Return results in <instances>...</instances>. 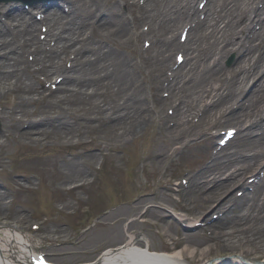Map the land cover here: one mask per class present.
<instances>
[{
  "label": "rangeland",
  "instance_id": "374dc122",
  "mask_svg": "<svg viewBox=\"0 0 264 264\" xmlns=\"http://www.w3.org/2000/svg\"><path fill=\"white\" fill-rule=\"evenodd\" d=\"M196 2L197 0H194V5ZM95 5L96 7L105 6L104 8H109V10L106 12L107 18H105L106 21L103 24L105 28L98 22L97 30L88 37L90 46L94 48V52L90 56L91 59L95 58L96 63L99 60V67L102 68L112 62L108 70L110 77H116L115 75L119 74L122 69L121 66L116 64V59L124 57L123 62L128 64L126 79H129L127 88L129 98L138 101L134 102L127 111L134 113L135 118H139L143 113L147 114L148 112L152 116L151 118L147 116L148 118L145 119L143 127L133 130L132 134L113 137L112 134L116 135L122 130V123L126 115L123 110L124 106H122V92L111 83V80H108V77L102 74L100 81L94 84L93 88L79 87V85H73V82L65 81L56 91L51 92L50 88L43 86L38 81L37 76L34 77L28 71V74L20 71L24 81L29 79L32 80L33 85L35 82L39 86L35 89L32 88L34 90L22 93L21 88L18 89L17 86L13 87L11 85L7 90L0 93V104H3L1 113L5 116L1 117L0 115V160L4 164H8L10 168L6 173L0 171V191H5V194L0 197V222L14 223L25 231H29L32 222H38L40 232L36 239L40 243V248L51 253V258H56L60 263L72 264L76 261L89 260L103 248L111 246L113 242L107 239L104 240L103 237L110 231L106 230L107 227L114 226L120 220L117 216L118 210L123 206L133 207L137 200H141L148 193L150 198L153 199L152 203H157L163 207L161 209L165 208L167 211L162 214L157 210L150 213V210L146 209V205H149L150 201L145 200L137 208H134L133 212L124 216V223H129L132 218L136 220L138 222L136 227L138 234L141 235L144 241H149L156 250L183 248L185 251L183 258L186 264H232L234 257L241 261H243L241 258L244 257L247 261L254 262L253 264H261L260 260L264 258V252L262 254L254 252V249L250 250L249 245L254 246V243L256 244L261 236L264 237V203L257 204L260 207L254 214V218L251 219L252 223L248 231L240 228L239 221L242 215L249 216L252 212L244 208L240 210L241 204L238 208H234L236 212L238 210L237 218L239 220L231 223V226L226 230L224 229L222 234L224 236L226 234L227 236L230 234L236 235L238 249L223 248L221 246V242L224 240L223 236L218 238L212 226L210 227L212 233L206 232V230H194L193 228L187 229L188 232L184 234L185 237L177 233L180 231V222H183V220L179 219L178 221L172 216H178V214L184 212L182 218L191 221L196 218H207L211 212L218 210L216 207L201 210L192 207L187 208V205L189 206L195 200L193 195L196 197L198 195L196 192L205 188L203 186L200 189L197 187V184L201 183L200 179L212 174L222 164L225 172H230L238 162L256 149L260 137L241 130L235 139L223 149L224 151L219 159L208 164L200 172L201 165L204 167L202 162L209 155L215 139L209 131L213 128L211 123H202L201 130L203 128L205 130L201 134L197 131L203 116L200 115L199 110L204 104L200 101V104L194 106L196 109L193 108L196 111L193 110L189 115V126L193 128L190 136L181 138L180 141L171 144L177 135L178 128L176 117L169 113L168 108L172 105L169 101L173 98L175 100H190L193 88L190 85H185L179 93L172 95L169 92V95L165 96L168 98L167 101L155 100V96H159L162 90L156 73L162 72L163 68H167L173 62L175 47L169 50L171 58L168 64H158L157 61L154 63L155 57L152 56H157V60V58L166 56L167 50L163 51L162 46L154 40L153 46L146 51V55L152 57L147 59L149 61V64H147L143 56L139 54L141 37L129 35L134 32L135 29L133 28L146 22L151 31L156 33L160 31L166 36H170L174 29L170 30L169 27H164L163 24H166V19L162 17V12L157 13L161 9L164 10V8L173 11L177 6L175 0H163L154 6H152L153 4L149 5L147 2L146 8H139V19L135 14L138 6L135 5L134 0H97ZM150 6L157 12L151 19L147 15ZM92 8L90 15L85 17L82 26L83 31L86 30L92 17L94 20L99 21L96 18L97 14L94 13L95 7ZM105 9L102 8L103 11ZM170 13L173 14L174 12ZM134 15L135 19H133ZM179 23L177 24L176 38ZM6 27L5 22L0 25L1 29H6ZM242 32H244V29H242ZM154 37L156 38L155 35ZM233 39L237 40L238 36ZM18 42L21 41L18 40ZM208 45L213 46L211 38L202 44L201 51L199 49L200 60L211 55L207 49ZM60 46L61 44L58 45V47ZM231 47L233 45H228V48ZM66 49L62 53V57H64L63 60L61 59L62 63L65 62L66 56L71 53V48ZM255 53L257 51L250 55ZM241 54L238 49L237 52L230 51L226 56H222L221 64L225 69V72L222 73L224 75L228 74V78L233 75L232 71L227 69H233ZM39 56L36 57V62L41 65ZM21 63L24 66V63ZM22 65L18 64V67ZM187 68L188 64L184 62L179 72H185ZM40 73L44 74L45 72L42 70ZM91 73L96 72L89 70L88 74ZM55 74H52L51 79L54 78ZM93 76L96 78V75ZM152 79L159 81L158 86ZM11 80L12 83L16 84L15 78ZM84 91H93L98 98L109 101L108 107L93 108L89 105L85 106L84 102L88 98L84 102L71 104L60 98L61 93L65 92L72 97L78 95L82 99L85 97ZM21 93L26 97L37 96V100L35 102L30 101L27 104L29 114L24 115L25 117L20 115L21 120L14 119L15 122L9 123L7 122V118L9 119L8 105H12ZM114 97L118 98V102H115ZM260 101L255 104L258 105ZM223 105H225L224 102ZM42 106L50 109L52 111L50 114L57 111L66 114L65 116H67L69 122L74 125L72 129L74 134L72 136H69L70 134L60 136L56 140L44 134H25L24 132L29 126L24 128L22 123L31 119L32 116L37 118L36 114ZM171 107L174 108L173 105ZM111 108L114 109L113 117L110 118L106 116V113ZM198 111L199 113L196 114ZM77 112L83 114V118H79L75 123L72 117ZM85 114L88 115L87 118H85ZM91 115L95 116V119L90 123L88 120ZM97 115L99 117L96 118ZM219 116L220 113L217 118ZM28 117L29 119H24ZM222 123L220 122V124ZM46 125H49V123ZM14 128L23 130L18 139L12 137L13 133L7 137L8 131H12ZM175 129L177 132H175ZM54 133L56 134L58 131ZM106 136L110 138V141L105 138ZM163 142L171 146L161 152L159 148ZM179 150L181 152L179 157L176 156L172 159L171 157ZM76 151L83 155L88 152H95V156H92L86 162L87 167L85 169L88 173L84 172L83 175L77 178L65 170V168L68 169L69 163L78 161L82 157L75 153ZM158 153H165L163 154L165 156L159 162L156 160ZM228 155L229 158H227ZM101 160L104 161L102 164ZM101 165L103 168L98 169ZM184 172L194 173L195 177L191 178L192 183L188 187L177 186L174 181L178 180V177L183 175ZM249 173L251 171H247L244 177H247ZM13 174H20L19 178L12 179ZM240 188L241 185L234 184L227 193L228 196L224 203L229 199L231 200L232 197L235 198L236 192ZM158 191L169 193L172 199L167 198L156 202L157 197H155V194ZM247 200L250 203V199L247 197L242 198L243 202ZM175 205L177 208H174ZM144 211L143 215L142 212ZM241 212L242 215L240 216ZM163 214L167 216L163 217ZM226 215H229L228 212ZM171 217L175 222V228L174 231L168 233L164 218ZM120 226H122V222ZM81 232L82 234L78 236ZM187 234H191L195 238H201L202 241L200 243L188 241ZM249 237L251 240L247 242Z\"/></svg>",
  "mask_w": 264,
  "mask_h": 264
},
{
  "label": "bare ground",
  "instance_id": "6f19581e",
  "mask_svg": "<svg viewBox=\"0 0 264 264\" xmlns=\"http://www.w3.org/2000/svg\"><path fill=\"white\" fill-rule=\"evenodd\" d=\"M96 1L97 0H77V2L72 6L73 13H71L70 19L66 22L61 20L62 13L57 9V7L53 6L50 8L48 7L47 3L45 18H47L50 25L55 30L54 35H56L57 37L56 40L58 41V44H61L60 47L65 49L72 47V51L76 50L79 52L80 69H77L76 74H72L68 73L67 69L60 64L58 59L61 56L60 54L63 50L62 48L58 51H54V55H50L47 60H42V62L44 63L48 71H51V73L59 72L63 74V81H69L70 83L73 82V85H79V87L84 86L93 88V85L97 84L100 81L102 74L103 76L108 77V80H111V83L115 85L119 91L122 92V106H124L123 110L124 114L126 115V117L123 116L124 121L122 123V130L118 134L112 135L113 137H118L119 135L123 134L128 136L132 134L133 130L142 128L145 119L148 118L147 116L151 118L152 114L150 112H148L147 114L143 113L139 118H135L134 113H130L127 111L134 102L138 101L131 100V98H129V94L127 91L129 79H126L128 73V64L123 62L124 57L116 59V64L122 67L120 73L115 75L116 77H110V73L108 70L111 67L110 64H112V62L102 68L99 67V60L96 63V59H91L90 57L94 52V48L88 45L86 38L80 33L81 25L84 23L85 17L87 15H90V13L92 12V7H95L94 13H97L98 8L95 5ZM160 1L163 0H150V3L154 4ZM193 1L194 0H175V3L186 4V7L190 9ZM255 2L256 0H208L206 4L207 21L209 23L208 26H206V23L203 22L204 20H199L194 28L191 27L192 29L189 31L187 41L186 43H184V48L187 50L188 54V61L186 62L188 64V68L185 72L180 73V78L178 79V81L176 80V82L170 83V89L172 88V95L175 93H179L181 87L178 82H180L181 79H186V84L190 85L193 88V91L191 90L193 94L190 100H175V98L171 100V103L175 106L174 116H176V125L178 128V132L175 129L177 135L174 137V140H172L171 144L173 142L180 141L181 138H188L190 136V134L192 133L191 130H193V128L192 126H189V115L194 109H196L194 108V106L196 104H200V101L205 105V112L202 113L203 116L197 128L198 133L201 134L205 130L203 127V129L201 130V126L203 124L211 123L213 125L218 123L219 119L217 120V115L219 113L220 115L226 113L230 116H233L235 114L232 110L229 109L230 106L228 104V101L231 98L236 100L240 95H242L247 87L251 86V89L253 90L252 95L255 96L256 91V96L258 95V98H262L264 96L262 95L264 94V72H261L264 67V43L262 48H259L257 46V50L260 51V53L256 55H248V51H250L251 49L254 50L256 46V44L252 45L251 43L253 41L252 37L255 36L256 38H258V35L261 33V31H264V16L261 15L263 11L259 7H255ZM36 5L42 6L43 0H39ZM254 9L257 12L262 11L261 14L256 13V16L252 17L250 12L254 11ZM165 11L166 12L163 14V17L164 19H166V24H163V26L169 27L170 30H173L175 28L176 23L179 22V18L187 19L188 14L180 6H176L173 11H171V9ZM169 12L174 13L169 17L167 21ZM10 17L14 19V22L16 23V28L10 29V34H12V36L9 37V33L8 35H6L7 32L5 30H0V93L7 90L11 85L13 87L17 86L18 89L21 88L22 91H20L24 93L28 90H34L35 87L39 86V84L34 82L33 85L31 83L32 80L30 81L29 79L24 81L21 72L18 70V64L20 63L19 60H21L22 58L20 57V55H15V53L22 50V48L19 46L16 49H11V51L15 52H11L9 54V57H5L4 55L5 51L9 48H15L17 40H21L25 47H29L30 45L41 47V43L38 41V38L35 35L34 25L37 22V19L27 17L25 16V13H22L21 11L10 13ZM148 17L150 19L154 17V12L149 13L148 11ZM256 17L258 18L257 21H260L261 23V29L255 30L253 28H250L252 35L249 38H245L248 39L249 42V49H247L248 53H245V56L238 60V62L232 69V78H228V74H223L225 72V69H223V64H221V58L222 56L227 54L228 45H233V50L239 49V44L242 45L241 37L243 36V32L242 34H240L241 29L244 27L249 28L252 21H254ZM105 18H107V16L101 18L102 25L106 21ZM23 20H26L25 23H23ZM74 29H76V31H74ZM236 36H238V39H233ZM210 38L213 46L208 45L207 49L210 51L211 55L207 58H204L203 60H200V48H202V44ZM159 40L163 51L166 49L171 50V48L178 45V41L174 37V34H171L170 37L167 36V38L162 36ZM170 57L171 54L169 52L167 56H162L156 61L158 64H164L169 61ZM89 70H93L96 73L88 74ZM25 72L27 73V71L24 70V73ZM93 75H96V78L93 77ZM12 78H15L16 84L12 83ZM155 84H157V82H155ZM254 84L257 87H254ZM22 93L12 105H8L7 112L9 119L7 117L6 118L7 122L9 123L13 122L14 119L21 120L19 118L20 115L24 116L29 114L27 104L30 101L35 102L37 100V96L26 97L23 96ZM83 93L85 97L82 99H80L78 95H76V97H72L65 92L61 93L60 98L65 100L68 104L76 102L81 103L88 98L84 102L85 106L89 105L93 108L108 107L109 101L98 98L97 96H95V93L93 91H84ZM157 99L162 102L165 101V99L161 98V96H158ZM244 99L240 101L241 104L244 103ZM223 102L225 103V105H223ZM255 103L256 100H254V97H250L248 109L246 108L243 111L242 115L240 113L237 117L233 118L234 120L232 121H234L238 126L246 128H250L254 124H256L259 121V118L264 115V97L259 106H257ZM0 106H3V104H0ZM111 109L106 113V116L110 118L113 117L112 113L114 108ZM50 112H52L50 109H46V107L42 106L36 114V116L38 117H31L28 123L29 128L25 130L24 133H34L37 135L44 134L45 136L51 137L53 140H56L58 137L68 134H70L69 136H72L74 134L72 131L74 125L69 122L67 116H65L66 114L59 111L54 114H50ZM87 116L88 115L85 114V118H87ZM94 117L95 116L93 115L89 116L88 122L91 123L95 119ZM97 117H99V115H97L96 118ZM47 123H49V125H46ZM13 130H15V128ZM56 131H58V133L55 134L54 132ZM21 135L22 133L19 134V136ZM105 138L110 141V138L108 136H106ZM169 146L171 145L163 142L162 144H160L159 151H165V149L169 148ZM263 152L264 136H261L260 138H258L256 150L251 154V157L245 160L242 159V161L238 162L230 172H225V168L223 169L222 164L218 166L212 174H210L209 176H204L202 179H200L201 183H199L198 179L199 184H197V187H199V189L202 186L205 188L196 192L199 196L197 195L195 197V195H193V198H195L194 202H196L197 204L192 202L189 206L187 205V208L190 209V207H192L196 210H201L210 209V207H218L219 210H223L222 208L227 206L226 203L230 202L229 199L224 203L225 199L228 196L227 193L230 191V188L234 184L245 183V172L259 167L260 163L262 162L261 159ZM75 153L79 154L82 157L78 161H72L71 163H69L68 169L65 168V170H67L68 173H71L74 177L77 178L83 175L84 172L88 173L85 169V167H87L86 162H88L92 156H95V152H88L85 155L77 151ZM160 154L161 153L157 154L156 160L158 162L162 160L163 156H165L163 155L165 153H162L161 155ZM58 171L61 172L60 169H58ZM205 189L207 191H204ZM262 193L263 197L261 196L259 198L260 201H264V199H262L264 198V182L262 183L261 190L259 191V194ZM4 194L5 191H0V197H2ZM157 195L158 200H156V202L167 198L172 199V196H170L167 192L162 193V191H158ZM151 199L152 197L150 198V195L146 193L145 197L141 198V200H137L134 203L133 207H121L118 210L117 215L121 221L118 220V222L114 224V226L107 227L106 230L110 231H108L103 237L104 240H110L113 242V244H111V246L103 248L101 252H99L89 260L76 261L72 264H186L183 258L185 256V251L183 248H175L170 251L158 249L155 250L152 244L147 243L146 241H142L139 237V234L136 230V227L138 225V222H136V220L132 218L130 222L128 221L129 223H124V216H127L131 212H133L134 208H137L138 205L145 200L150 201V204L146 205V209L150 210V213L153 211L155 212V210L159 211L160 214L167 211L165 208L161 209L163 207H161L157 203H152L153 199ZM232 199L233 197L231 198V200ZM239 203L241 204L240 210L241 208H244L245 210H250L252 212L249 216H246L245 214L242 215V212L240 213V216L242 215L240 218L241 220L239 221L240 228L242 230L248 231L252 223L251 219L254 218V214H256V211L259 209L260 205H249L248 201L243 202L242 200H240ZM234 206L239 207L236 204H234ZM174 208H177L176 205L174 206ZM142 214L144 215V212ZM183 214L184 212L178 214V216L172 217L176 218L178 221L179 219H182L183 222H181L180 224L185 225V222H189V220L187 221L182 218ZM228 214L229 215L227 217L221 219L222 221L219 220L212 222L213 230L218 238H221L223 236L224 240H222L221 242V246L223 248L228 247L231 249H238L239 246L236 244V235L230 234L229 238V236H227L226 234V238L222 234V232L224 233V229L226 230L229 226H231V223L239 220V218H237L238 210L236 212L235 209L231 207L230 211H228ZM162 216L166 217L167 215L163 214ZM172 217L164 218L166 231L168 233L174 231L175 228V222L173 221ZM196 220L197 218L191 220L189 223L193 224V222H195ZM121 222L122 226H120ZM194 225H197V223H195ZM185 229L182 228L183 231L180 230L179 232H177L178 235L182 234L183 237H185L184 234L188 232L187 229L189 228L186 227ZM186 237L188 241L194 243H200L202 241L201 238H195L191 234H187ZM250 240V237L247 238V242ZM36 243L37 240L35 238H33L24 229L16 226L14 223L7 224L0 222V264H35L38 252ZM249 247L251 248L250 250L254 249V252H260L262 254L264 252V237L261 236L257 240L256 244L254 243V246L249 245ZM262 262L264 263V258ZM43 264L62 263L56 260V258H53L50 260V262H48L46 259ZM232 264L247 263L239 260L237 257H234V259H232Z\"/></svg>",
  "mask_w": 264,
  "mask_h": 264
},
{
  "label": "snow or ice",
  "instance_id": "6c2138e0",
  "mask_svg": "<svg viewBox=\"0 0 264 264\" xmlns=\"http://www.w3.org/2000/svg\"><path fill=\"white\" fill-rule=\"evenodd\" d=\"M40 264H43V261H41Z\"/></svg>",
  "mask_w": 264,
  "mask_h": 264
}]
</instances>
